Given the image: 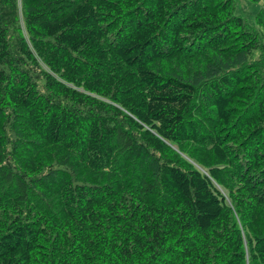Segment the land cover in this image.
<instances>
[{"label":"trees","instance_id":"1","mask_svg":"<svg viewBox=\"0 0 264 264\" xmlns=\"http://www.w3.org/2000/svg\"><path fill=\"white\" fill-rule=\"evenodd\" d=\"M0 0V264H264V0Z\"/></svg>","mask_w":264,"mask_h":264},{"label":"rangeland","instance_id":"2","mask_svg":"<svg viewBox=\"0 0 264 264\" xmlns=\"http://www.w3.org/2000/svg\"><path fill=\"white\" fill-rule=\"evenodd\" d=\"M236 14L242 16L251 26L255 24V17L263 7L262 4L253 3L249 0H235Z\"/></svg>","mask_w":264,"mask_h":264}]
</instances>
